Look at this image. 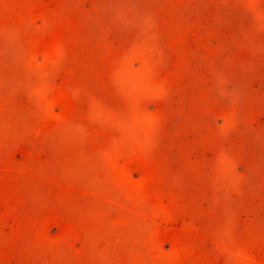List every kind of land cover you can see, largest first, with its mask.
<instances>
[{
	"label": "rangeland",
	"instance_id": "374dc122",
	"mask_svg": "<svg viewBox=\"0 0 264 264\" xmlns=\"http://www.w3.org/2000/svg\"><path fill=\"white\" fill-rule=\"evenodd\" d=\"M0 264H264V0H0Z\"/></svg>",
	"mask_w": 264,
	"mask_h": 264
}]
</instances>
